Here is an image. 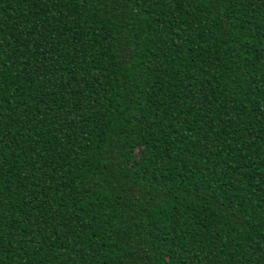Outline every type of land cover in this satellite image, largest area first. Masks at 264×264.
I'll list each match as a JSON object with an SVG mask.
<instances>
[{
    "label": "trees",
    "instance_id": "obj_1",
    "mask_svg": "<svg viewBox=\"0 0 264 264\" xmlns=\"http://www.w3.org/2000/svg\"><path fill=\"white\" fill-rule=\"evenodd\" d=\"M0 264H264V0H0Z\"/></svg>",
    "mask_w": 264,
    "mask_h": 264
}]
</instances>
